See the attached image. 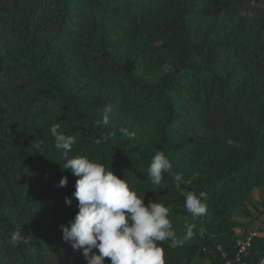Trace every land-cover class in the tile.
Instances as JSON below:
<instances>
[{"label": "trees", "instance_id": "trees-1", "mask_svg": "<svg viewBox=\"0 0 264 264\" xmlns=\"http://www.w3.org/2000/svg\"><path fill=\"white\" fill-rule=\"evenodd\" d=\"M106 106L111 123L154 115L151 135L113 132ZM53 124L76 138L70 156L108 167L145 205L170 217L183 192L203 191L205 228L225 224L237 186L264 167V0H0V264H86L62 240L77 177L62 169ZM156 150L188 181L153 185ZM14 230L25 238L15 246ZM167 241L165 264H181ZM217 242L234 254L231 236ZM199 243L222 264L210 239Z\"/></svg>", "mask_w": 264, "mask_h": 264}, {"label": "clouds", "instance_id": "clouds-1", "mask_svg": "<svg viewBox=\"0 0 264 264\" xmlns=\"http://www.w3.org/2000/svg\"><path fill=\"white\" fill-rule=\"evenodd\" d=\"M243 14V13H242ZM165 72L171 71L170 65H164ZM103 123H108L107 113L111 107H105ZM59 124L50 127L56 149L63 154L62 169L75 177V190L71 197H65V204L71 205L77 200L73 219L67 225L61 224L62 240L70 244L73 251H80L86 264H165L164 249L160 242L176 239L169 219V209L163 203L149 200L144 203L128 183L118 178L108 167L87 156H70L76 138L59 131ZM120 133L133 138L134 133L121 127ZM231 143V141H229ZM40 150V146L37 145ZM153 185H160L164 175H169L177 184L183 177L174 171L171 162L163 151L156 150L147 169ZM67 184V176H62L57 187ZM184 196V208L193 217H200L207 211L204 201L206 193L187 191ZM194 225L186 224L184 240L192 239ZM25 240L20 230H14L10 236L13 246ZM94 249L96 251H94Z\"/></svg>", "mask_w": 264, "mask_h": 264}, {"label": "rangeland", "instance_id": "rangeland-1", "mask_svg": "<svg viewBox=\"0 0 264 264\" xmlns=\"http://www.w3.org/2000/svg\"><path fill=\"white\" fill-rule=\"evenodd\" d=\"M252 78H254L252 82H258L256 76ZM254 88H258V85L254 84ZM256 90L248 92L252 94ZM95 95L96 90L94 89L84 93L86 101H90ZM102 114H105V111ZM107 115L110 122L109 128L115 133L121 134L119 129L124 127V124L127 126L129 123H133L132 128H127L131 133H136L138 128L142 126L140 133L144 139H147L152 133L151 125L154 122H152L154 115L145 120H136L133 122L120 120L116 123H111L117 117L114 110H111ZM190 163H194V158H192ZM187 181L188 178L184 180V182ZM244 181L235 189V200L233 201L227 222L225 224L219 223L211 230L205 228L206 221L202 220V216L193 217L180 203L177 202L169 206V219L177 237L174 240H168L166 242L171 261L175 257L181 264H184L186 258L189 256V264H217V255L213 248L200 247L199 240L204 237L210 239V242L215 244L216 251L217 245L222 246V244L217 242L218 239H227L231 236L233 241L232 247L235 251V242L239 238L250 236V233L255 234L252 236L248 258L254 262L264 258V167L255 171L251 177ZM247 188L248 190H246ZM186 224L194 225V235L192 239L187 241L183 238ZM200 249L204 253L203 256L200 255Z\"/></svg>", "mask_w": 264, "mask_h": 264}, {"label": "built area", "instance_id": "built-area-1", "mask_svg": "<svg viewBox=\"0 0 264 264\" xmlns=\"http://www.w3.org/2000/svg\"><path fill=\"white\" fill-rule=\"evenodd\" d=\"M255 233H250L246 238H239L235 242V251L232 256H229L227 251L221 246L217 245L216 251L218 252L223 264H264V258L254 262L248 258L249 250L251 247L252 236Z\"/></svg>", "mask_w": 264, "mask_h": 264}]
</instances>
